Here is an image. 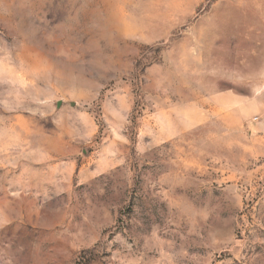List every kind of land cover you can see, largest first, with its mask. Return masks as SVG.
<instances>
[{
	"label": "rangeland",
	"instance_id": "1",
	"mask_svg": "<svg viewBox=\"0 0 264 264\" xmlns=\"http://www.w3.org/2000/svg\"><path fill=\"white\" fill-rule=\"evenodd\" d=\"M0 264H264V0H0Z\"/></svg>",
	"mask_w": 264,
	"mask_h": 264
}]
</instances>
